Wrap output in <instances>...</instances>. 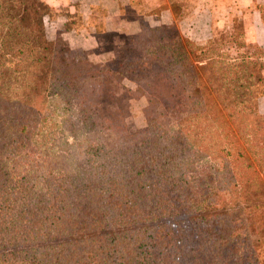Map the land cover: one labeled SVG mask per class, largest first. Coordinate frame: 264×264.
I'll list each match as a JSON object with an SVG mask.
<instances>
[{
  "label": "trees",
  "instance_id": "obj_1",
  "mask_svg": "<svg viewBox=\"0 0 264 264\" xmlns=\"http://www.w3.org/2000/svg\"><path fill=\"white\" fill-rule=\"evenodd\" d=\"M50 11L0 0V264H264V49L230 57L242 34L197 44L177 16L147 24L152 48L101 75L174 122L129 132L47 38ZM202 161L209 205L195 208Z\"/></svg>",
  "mask_w": 264,
  "mask_h": 264
},
{
  "label": "crops",
  "instance_id": "obj_2",
  "mask_svg": "<svg viewBox=\"0 0 264 264\" xmlns=\"http://www.w3.org/2000/svg\"><path fill=\"white\" fill-rule=\"evenodd\" d=\"M42 1L58 13L56 20L62 28L66 24L71 26L70 21L76 18L78 25L59 30L63 40L73 47L86 46L91 49L96 45V36L100 34L133 37L139 34L143 24L147 23L150 27L168 25L177 16L187 37L205 39L206 30L210 31L212 27L227 29L233 22H238L244 41L264 49V0ZM157 8H162L158 16L151 14ZM174 8H179L178 13H174ZM257 109L264 115V93L257 100Z\"/></svg>",
  "mask_w": 264,
  "mask_h": 264
},
{
  "label": "rangeland",
  "instance_id": "obj_3",
  "mask_svg": "<svg viewBox=\"0 0 264 264\" xmlns=\"http://www.w3.org/2000/svg\"><path fill=\"white\" fill-rule=\"evenodd\" d=\"M173 10L174 13H178L177 11L179 8H174ZM57 14L58 13L54 12L52 9V11L49 13V19H46L44 22L47 38L56 42L60 50L63 51L62 58L64 57L66 60L71 61V63L74 65L84 64V66L88 65V67H90L89 70L93 73L88 78V83L97 87V94L93 97V102L95 106L100 107L103 116L110 117L119 112L126 113L127 116L125 117L124 122L126 124L127 130L129 132H134L144 128L146 120H158L163 114L167 115V112L163 110L162 103L158 100H154L153 102L146 105L145 98L138 96V94L133 91L134 85L130 81L123 80L120 84H118L112 80L110 76H107L106 78L101 75V72L104 69L107 72L119 68V66L124 63L127 54L137 49L138 41H144L145 38L147 41L149 40V32L146 30L147 23L143 24V28L139 34L133 37L107 33L97 35L96 45H94L91 49H88L86 46L73 47V45L71 46L65 40H63L62 36L59 35V30H66L69 29V27L71 28L73 25H78V21L76 18H74L70 21L71 26H67L66 24V26L62 28L59 21L56 20ZM196 32L198 34V31ZM236 33L240 35L242 34L241 25L238 22H233L230 28L227 29L225 27L221 29L212 27L210 31L206 30L204 35H208L207 38L212 36L211 39L214 40H226L223 37H228L230 34L234 36ZM202 39V37H199V39H196L193 42L197 44H203L204 41ZM153 42L154 40L149 43V48H152ZM236 42H239V39H237ZM237 47L235 44H225L221 47V50L224 52V54H227L230 57L236 56V54L240 55V53L254 54L257 52V47L250 43L245 42L243 45H241V47ZM262 53H264V51ZM98 68H102L100 72L97 71ZM127 90H129V92ZM260 97L261 96L259 95V98ZM173 106H175V104ZM167 118H169L170 123L174 122L172 116L167 115ZM69 140L70 138L68 137L67 142H69ZM210 166V162L202 161L196 166L195 171L191 175V182L198 195L194 205L195 208L209 205L205 195V186L208 182L206 181L205 173L208 172ZM260 235L264 237V229L260 231Z\"/></svg>",
  "mask_w": 264,
  "mask_h": 264
}]
</instances>
